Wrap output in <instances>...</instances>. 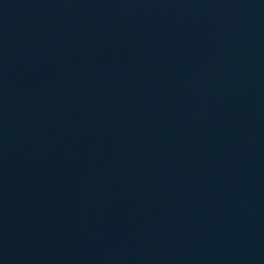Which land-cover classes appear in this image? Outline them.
I'll list each match as a JSON object with an SVG mask.
<instances>
[{
	"label": "water",
	"instance_id": "95a60500",
	"mask_svg": "<svg viewBox=\"0 0 264 264\" xmlns=\"http://www.w3.org/2000/svg\"><path fill=\"white\" fill-rule=\"evenodd\" d=\"M0 264H132L61 0H0Z\"/></svg>",
	"mask_w": 264,
	"mask_h": 264
}]
</instances>
